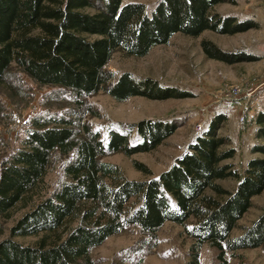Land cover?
Returning a JSON list of instances; mask_svg holds the SVG:
<instances>
[{"label": "trees", "instance_id": "obj_1", "mask_svg": "<svg viewBox=\"0 0 264 264\" xmlns=\"http://www.w3.org/2000/svg\"><path fill=\"white\" fill-rule=\"evenodd\" d=\"M122 1L0 0V80L15 63L34 82L69 88L79 98L100 90L119 102L133 96L184 98L190 93L131 72L115 76L104 67L115 50L143 57L178 32L235 34L257 26L252 19L212 12L216 4L232 0H156L150 12L144 3ZM200 46L209 59L254 60L243 52L223 51L208 40ZM223 120L217 116L211 121L208 131L168 169L139 181L124 178L116 165L100 158L155 149L174 133L175 120L145 119L128 130L111 127L105 139L87 123L77 134L74 121L64 117L50 119L54 126L33 122L24 147L1 166L0 215L43 180L54 153L66 158L62 179L10 227L9 237L0 241V264H93L90 250L130 226L144 237L128 248L140 258L156 247V233L166 221L184 224L189 218L194 222L185 227L191 239L186 264H199L203 243L218 250L217 264H228L226 250L261 246L264 213L240 235L229 237L250 208L251 198L264 189V159L250 160L243 176L229 164L220 165L233 156L232 149L220 150L227 139L216 136V124ZM256 121L264 124V113ZM259 135L264 138V126ZM258 148L264 151V144ZM134 165L149 173L137 162ZM227 177L239 179L232 191L215 183ZM206 189L216 196L206 194ZM70 219L77 224L68 227L64 237L57 236ZM40 233L34 246L13 240Z\"/></svg>", "mask_w": 264, "mask_h": 264}, {"label": "rangeland", "instance_id": "obj_2", "mask_svg": "<svg viewBox=\"0 0 264 264\" xmlns=\"http://www.w3.org/2000/svg\"><path fill=\"white\" fill-rule=\"evenodd\" d=\"M127 2L144 3L150 12L156 0H123L122 4ZM212 12L232 15L238 20L252 19L257 26L235 34L205 30L197 36H188L178 32L167 44L152 47L143 57L126 56L115 50L104 67L115 76L131 72L151 77L159 83L189 92L188 97L154 100L133 96L119 102L100 90L79 98L69 88L34 82L12 63L0 80V169L16 149L24 147L26 133L36 121L44 126H54L50 119L68 118L74 121L77 134L81 125L87 123L99 130L105 139L111 127L128 130L145 119H173L178 127L155 149L130 156L111 153L100 158L116 165L126 179L147 180L168 169L177 156L188 151L198 137L208 131L211 121L222 116L224 120L216 124V136L227 139L220 150L232 149L233 156L222 160L220 165L229 164L231 170L243 176L250 160L264 159V151L258 148L264 144V138L259 135V128L264 124L256 121L257 115L264 113V0H232L216 4ZM202 40L211 41L226 52H243L253 56L254 60L227 63L209 59L201 49ZM134 135L135 131L130 138ZM65 159L54 153L43 180L0 215V241L9 237V229L18 218L38 200L48 196L61 181ZM135 162L149 173L137 168ZM238 180L227 177L217 179L215 183L232 191ZM205 193L216 196L210 189ZM263 213L264 189L251 198L250 208L237 221L229 237L240 235ZM193 222L192 218L184 224L166 221L156 233V247L140 258L128 251L144 238L136 226L126 227L106 238L90 250V257L93 264H186L191 239L186 235L185 227ZM76 224L74 219L66 221L57 236L64 237L68 227ZM41 236V233L17 236L13 240L24 246H34ZM217 253L215 247L203 243L199 264H217ZM127 257L133 260L130 262ZM224 257L228 264H264V243L256 248L226 250Z\"/></svg>", "mask_w": 264, "mask_h": 264}]
</instances>
